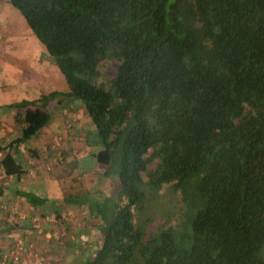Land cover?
I'll return each mask as SVG.
<instances>
[{
	"label": "trees",
	"instance_id": "obj_1",
	"mask_svg": "<svg viewBox=\"0 0 264 264\" xmlns=\"http://www.w3.org/2000/svg\"><path fill=\"white\" fill-rule=\"evenodd\" d=\"M7 1L67 89L12 104L1 171L63 95L115 177L82 264H264V0Z\"/></svg>",
	"mask_w": 264,
	"mask_h": 264
},
{
	"label": "crops",
	"instance_id": "obj_2",
	"mask_svg": "<svg viewBox=\"0 0 264 264\" xmlns=\"http://www.w3.org/2000/svg\"><path fill=\"white\" fill-rule=\"evenodd\" d=\"M9 5L0 0V147L20 134L13 103L67 89L42 43ZM60 97L47 107L66 110L64 126L50 119L32 138L8 147L20 159V174L0 167V264H82L99 243L102 223L88 204L111 191L92 187L88 173L105 168L93 154L100 146L82 103ZM15 242L29 250L21 260L7 254Z\"/></svg>",
	"mask_w": 264,
	"mask_h": 264
},
{
	"label": "rangeland",
	"instance_id": "obj_3",
	"mask_svg": "<svg viewBox=\"0 0 264 264\" xmlns=\"http://www.w3.org/2000/svg\"><path fill=\"white\" fill-rule=\"evenodd\" d=\"M9 7H10V9H16L11 5H9ZM65 114H66V110H64L63 107L58 106L56 108V110L51 111V121L50 122L57 120V121L62 123V126H64ZM95 169L91 170L88 173V175L90 177V181H88V182L90 183V185L92 187L99 185L101 187V189L105 191V193H107L108 191L112 192L114 187H115V182H116L115 177L112 175L108 176V177L106 175H102L101 171L96 173ZM108 172H110V173L113 172V166L112 165L110 167H108Z\"/></svg>",
	"mask_w": 264,
	"mask_h": 264
},
{
	"label": "built area",
	"instance_id": "obj_4",
	"mask_svg": "<svg viewBox=\"0 0 264 264\" xmlns=\"http://www.w3.org/2000/svg\"><path fill=\"white\" fill-rule=\"evenodd\" d=\"M26 252H29L28 249H26L25 245H23L20 242H15L7 251V254L13 258L14 260H21L22 257ZM30 255L32 257L35 256L34 252H30Z\"/></svg>",
	"mask_w": 264,
	"mask_h": 264
}]
</instances>
